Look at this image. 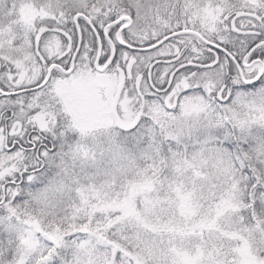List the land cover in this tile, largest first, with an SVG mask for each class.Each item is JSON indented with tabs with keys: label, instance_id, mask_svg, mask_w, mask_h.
Listing matches in <instances>:
<instances>
[{
	"label": "snow or ice",
	"instance_id": "6c2138e0",
	"mask_svg": "<svg viewBox=\"0 0 264 264\" xmlns=\"http://www.w3.org/2000/svg\"><path fill=\"white\" fill-rule=\"evenodd\" d=\"M0 264H264V0H0Z\"/></svg>",
	"mask_w": 264,
	"mask_h": 264
}]
</instances>
